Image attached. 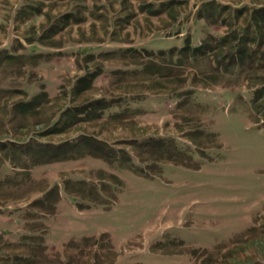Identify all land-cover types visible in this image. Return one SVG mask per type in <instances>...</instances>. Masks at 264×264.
<instances>
[{"label":"rangeland","instance_id":"rangeland-1","mask_svg":"<svg viewBox=\"0 0 264 264\" xmlns=\"http://www.w3.org/2000/svg\"><path fill=\"white\" fill-rule=\"evenodd\" d=\"M0 264H264V0H0Z\"/></svg>","mask_w":264,"mask_h":264},{"label":"trees","instance_id":"trees-1","mask_svg":"<svg viewBox=\"0 0 264 264\" xmlns=\"http://www.w3.org/2000/svg\"><path fill=\"white\" fill-rule=\"evenodd\" d=\"M186 41V40H185ZM186 44H189L188 43V41H186ZM186 46V45H185ZM185 46H183L182 48H184ZM198 47H200L201 48V50L200 49H198ZM181 48V49H182ZM195 49H193L195 52H198V50H200V51H202V49H203V45L202 44H200L199 46H196V47H194ZM185 49V48H184ZM193 51V52H194ZM194 52V53H195ZM94 74L93 73H89L88 75L86 74L85 76H82V77H79L78 79H77V81H76V85H75V89L76 88H78L80 85L79 84H82V85H84V84H88L89 83V81H90V79H93L94 78ZM79 83V84H78ZM79 85V86H78ZM85 88V87H84ZM84 88H81V89H79L77 92H79L80 90H82V89H84ZM105 103H104V99H97L94 103H92V101L90 102V103H87L86 105H84L81 109H80V112L81 113H85L84 115H86L87 113H90L91 112V110L93 109V110H95V108L96 107H98L99 105H104ZM91 142V141H90ZM92 146H94V148L95 149H97L98 148V146H107L104 142H102V143H100V142H96L95 143V145H92ZM93 148V149H94Z\"/></svg>","mask_w":264,"mask_h":264},{"label":"crops","instance_id":"crops-1","mask_svg":"<svg viewBox=\"0 0 264 264\" xmlns=\"http://www.w3.org/2000/svg\"><path fill=\"white\" fill-rule=\"evenodd\" d=\"M77 79H78V78H77ZM77 79H76V80H77Z\"/></svg>","mask_w":264,"mask_h":264}]
</instances>
